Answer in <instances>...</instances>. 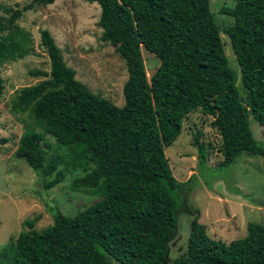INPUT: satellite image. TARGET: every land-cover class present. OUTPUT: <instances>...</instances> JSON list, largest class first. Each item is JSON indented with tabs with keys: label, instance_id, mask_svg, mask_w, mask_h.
<instances>
[{
	"label": "trees",
	"instance_id": "trees-1",
	"mask_svg": "<svg viewBox=\"0 0 264 264\" xmlns=\"http://www.w3.org/2000/svg\"><path fill=\"white\" fill-rule=\"evenodd\" d=\"M85 1L99 6V38L124 61L123 104L114 105L75 79L43 28L39 42L49 71L31 74L47 77L23 87L9 109L32 118L13 155L40 177L54 174L40 182L41 188L63 179L64 171L57 168L62 160L68 171H83L68 189L87 188L99 199L73 215L51 206L52 223L40 231L33 228L38 216L26 219L27 229L0 250V264H162L176 234L180 190L195 180L190 175L179 184L163 150L179 134L182 118L197 108L212 117L220 136V167L242 153L264 157V143L253 138L248 125L250 115L264 126V0H234L219 9L232 20L222 31L238 66L244 103L207 0ZM52 2L0 6L8 15L0 17V62L28 54L31 38L16 20L35 5ZM141 47L158 61L148 79ZM45 135L66 155L44 166ZM195 143L202 169L205 149L197 137ZM195 212L183 250L167 264H264V226L248 223L245 236L223 243L206 235Z\"/></svg>",
	"mask_w": 264,
	"mask_h": 264
},
{
	"label": "rangeland",
	"instance_id": "rangeland-1",
	"mask_svg": "<svg viewBox=\"0 0 264 264\" xmlns=\"http://www.w3.org/2000/svg\"><path fill=\"white\" fill-rule=\"evenodd\" d=\"M29 1L0 0V6L15 8V5L20 7ZM207 1L213 20L219 27L227 63L237 74L235 84L244 103L238 66L228 38L222 31L232 20L219 13L220 7H231L234 0ZM98 15L99 7L95 3L53 0L50 4L35 5L16 20V25L29 34L31 45L27 55L14 61L0 62V250L7 248L8 242L13 241L19 231L27 229L26 219L38 216L33 224L36 231L50 225L51 206H56L64 215H73L99 199L87 188L79 192L68 189V184L83 171H68L62 160L57 168L64 171L63 179L50 188H41L40 182L48 181L54 174L40 177L13 155L20 134L26 125H32V118L27 111L13 113L9 109L10 99L23 87L47 77L31 74L35 70L49 71L48 57L39 42V30L43 28L52 35L66 65L74 70L75 79L114 105L123 104L121 87L127 77L126 68L113 46L100 40L101 29L96 24ZM7 16L0 11L1 19ZM140 51L148 79L158 61L143 47ZM211 121L212 117L200 108L190 111L182 118L176 139L163 150L170 171L179 184L186 183L190 175L195 177L189 189L180 190L181 209L176 216V234L168 242L166 264L183 250L189 221L197 210V221L203 224L206 235L223 243L245 236L248 223L264 226V157L242 153L230 165L220 167L221 140ZM248 125L253 138L264 143V126H259L250 115ZM35 129L42 132L39 126ZM44 137L49 143L44 147V166L51 158L63 159L66 149L56 145L52 137ZM195 137L205 149L202 169L198 164Z\"/></svg>",
	"mask_w": 264,
	"mask_h": 264
},
{
	"label": "water",
	"instance_id": "water-1",
	"mask_svg": "<svg viewBox=\"0 0 264 264\" xmlns=\"http://www.w3.org/2000/svg\"><path fill=\"white\" fill-rule=\"evenodd\" d=\"M162 264H166V260Z\"/></svg>",
	"mask_w": 264,
	"mask_h": 264
},
{
	"label": "crops",
	"instance_id": "crops-1",
	"mask_svg": "<svg viewBox=\"0 0 264 264\" xmlns=\"http://www.w3.org/2000/svg\"><path fill=\"white\" fill-rule=\"evenodd\" d=\"M89 3V2H88ZM92 3H95V2H92ZM96 4V3H95ZM99 7V6H98Z\"/></svg>",
	"mask_w": 264,
	"mask_h": 264
}]
</instances>
